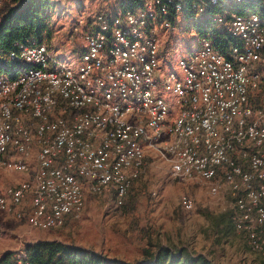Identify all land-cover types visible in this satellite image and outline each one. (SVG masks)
Returning <instances> with one entry per match:
<instances>
[{
	"label": "built area",
	"instance_id": "1",
	"mask_svg": "<svg viewBox=\"0 0 264 264\" xmlns=\"http://www.w3.org/2000/svg\"><path fill=\"white\" fill-rule=\"evenodd\" d=\"M186 6L188 20L205 16L210 26L166 69L162 39ZM81 39L77 64L46 43L19 42L14 65L0 71V173L31 174L0 187V210L31 229L62 228L88 193L113 192L123 205L154 158L175 179L226 192L235 230L264 251V101L254 102L264 83V0H143L96 13ZM183 204L195 205L190 196ZM23 251L17 264H34Z\"/></svg>",
	"mask_w": 264,
	"mask_h": 264
},
{
	"label": "rangeland",
	"instance_id": "2",
	"mask_svg": "<svg viewBox=\"0 0 264 264\" xmlns=\"http://www.w3.org/2000/svg\"><path fill=\"white\" fill-rule=\"evenodd\" d=\"M54 1L55 9L49 13L52 34L43 41L63 63L77 64L85 48L81 33L87 22L96 13L113 12L117 0ZM204 19L188 20L181 14L174 22V36L162 39L166 69H177L178 58L187 55L200 33L208 32L210 23ZM199 20L200 26L196 25ZM12 174L3 173V186L13 184ZM185 196L194 200L191 211L184 208ZM231 208L232 200L226 192L211 194L210 182L175 179L162 160L150 158L145 174L134 182L123 205L116 204L113 192L88 193L83 213L62 228L45 230L49 234L31 238L28 230H44L31 229L23 222L20 229L10 226L4 230L5 226H0V249L13 248L21 253L35 240H59L122 264H137L145 242L142 229H146L163 244L187 247L213 264H264V251H252L226 216Z\"/></svg>",
	"mask_w": 264,
	"mask_h": 264
},
{
	"label": "trees",
	"instance_id": "3",
	"mask_svg": "<svg viewBox=\"0 0 264 264\" xmlns=\"http://www.w3.org/2000/svg\"><path fill=\"white\" fill-rule=\"evenodd\" d=\"M142 1L117 0V7L122 11L132 10L140 7ZM9 2L11 6L0 21V71H6L14 65L10 53L15 49V44L19 42L45 43L44 38H49L53 30L49 13L55 9L54 0H9ZM246 5L245 2L236 3L233 8L239 13H243L246 11ZM216 11L218 10L210 9L207 16L213 15ZM192 13L194 12L186 6L185 19H190ZM206 20L211 22L210 18ZM200 21L196 25L200 26ZM203 31L201 29V32ZM214 31L217 33L215 35L216 44L226 50L227 38H219L218 35H221V32L217 29ZM263 101L264 83L254 102L258 105ZM226 216L232 224L231 214L226 213ZM142 234L145 242L142 244L141 258L137 264H213L202 254L193 253L187 247L172 248L163 244L160 240L154 239L151 232L146 229H142ZM26 253L34 264H122L95 251L67 245L59 240H40L28 244ZM0 264H17L16 252L5 253L0 257Z\"/></svg>",
	"mask_w": 264,
	"mask_h": 264
},
{
	"label": "crops",
	"instance_id": "4",
	"mask_svg": "<svg viewBox=\"0 0 264 264\" xmlns=\"http://www.w3.org/2000/svg\"><path fill=\"white\" fill-rule=\"evenodd\" d=\"M10 6H11V3L9 2V0H5L2 7L0 8V12H1L0 13V21ZM118 10H120V9L116 5L113 12H117ZM2 175H3V173H0V187H4ZM30 176H31V174L14 173V174H12L13 179L10 181V183H18V182H20V181H22V180H24ZM10 221H13V223H10ZM20 222H23V221L17 220L12 214L0 210V226H5L4 230H6L7 227H10V226H13V227L18 226L16 228L20 229L21 228ZM23 224H25V223L23 222ZM25 226H27V225L25 224ZM26 233H29L30 236H29V234H28V236L31 238H35L36 236H41L42 234H45V235L49 234L45 230L44 231L28 230V232H26ZM40 240H44V239H38L35 241H40ZM24 250L26 251V248ZM9 251H15V249H13V248H1L0 249V257H2L5 253H7Z\"/></svg>",
	"mask_w": 264,
	"mask_h": 264
}]
</instances>
